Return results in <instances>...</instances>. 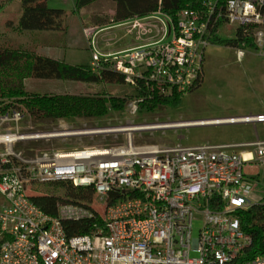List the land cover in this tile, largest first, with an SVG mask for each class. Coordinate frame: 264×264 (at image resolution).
Returning <instances> with one entry per match:
<instances>
[{
  "label": "built area",
  "instance_id": "2783aa9c",
  "mask_svg": "<svg viewBox=\"0 0 264 264\" xmlns=\"http://www.w3.org/2000/svg\"><path fill=\"white\" fill-rule=\"evenodd\" d=\"M220 20L235 29L251 24L254 48L264 56V0H205L200 8L180 9L169 28L163 24V35L172 34L169 40L115 52L92 48L90 64L121 72L130 85L151 78L189 91L203 79L205 47L213 43L209 36ZM234 48L242 59L245 46ZM126 108L136 112L137 100L130 99ZM25 113H0V264H264V253L247 257L250 235L241 228L240 211L262 199L258 179L245 173L246 159L236 149L254 146L252 155L264 164V139L161 147L135 144L131 131L138 125H120L83 130L124 128L126 139L119 143L26 156L14 150L17 141L57 132L20 131ZM222 120L264 122V112ZM57 184L92 186L99 208L65 199L52 214L32 200L35 186ZM83 215L97 218L91 230L68 234L63 219Z\"/></svg>",
  "mask_w": 264,
  "mask_h": 264
},
{
  "label": "rangeland",
  "instance_id": "374dc122",
  "mask_svg": "<svg viewBox=\"0 0 264 264\" xmlns=\"http://www.w3.org/2000/svg\"><path fill=\"white\" fill-rule=\"evenodd\" d=\"M75 1L49 0L46 8H16L6 16V9H3L1 17H5L1 22L8 26L5 34L12 38H20L22 35L23 40L31 41L37 31H42L51 40L49 44H37V50L70 63L90 62L92 48L113 52L160 38L169 40L172 35H163V24L168 28L170 23L162 13L161 16L151 13L112 21L115 8L113 0H94L81 8H76ZM99 16L102 23L94 24ZM90 25H98L100 28L86 31L85 28ZM234 30V26L229 27L227 23L220 27L225 37L232 36ZM245 49V55L239 60L236 49L231 45L219 42L206 45L203 79L196 87L184 92L178 104H165L151 111L137 110L134 113L129 112L125 106L122 110L110 109L107 114L98 117L74 116L41 121H34L26 112L20 131H56L57 135L21 139L13 148L28 156L50 148L119 143L126 139L128 131L124 128L93 132L83 130L135 124L138 127L131 131L135 144L148 143L165 147L264 139V122L253 124L222 120L223 117L264 111V56L259 55L253 47L247 46ZM25 84L29 89L54 92L94 93L105 89L112 94H124L133 90V86L126 82L93 83L63 78H27ZM199 119L212 121L192 122ZM179 121L191 122L176 125ZM150 124L155 125L139 128ZM64 128L82 131L58 133ZM0 147L3 145L0 144ZM243 148L246 152V156L242 153L246 159L244 171L258 179L256 191L264 202V164L252 155L254 146ZM67 185H40L32 191L57 198L59 207H62L66 203L62 192ZM3 202L4 198L0 195V204ZM88 203L99 208L95 195ZM197 224L198 220H195Z\"/></svg>",
  "mask_w": 264,
  "mask_h": 264
},
{
  "label": "trees",
  "instance_id": "16d2710c",
  "mask_svg": "<svg viewBox=\"0 0 264 264\" xmlns=\"http://www.w3.org/2000/svg\"><path fill=\"white\" fill-rule=\"evenodd\" d=\"M94 0H76V8H81ZM114 13L111 20L120 21L132 16H143L156 11L162 13L171 22L175 21L177 13L184 7L200 8L205 0H113ZM49 0H0V113L20 109L27 112L34 121L44 119L55 120L64 117L86 116L98 117L108 113L110 109H124L130 99H136L137 110L151 111L165 104H178L183 91L176 87H168L154 81L146 83V79H138L133 90L124 94H112L98 90L94 93L54 92L29 89L25 84L27 78H63L93 83L125 82L124 75L107 66L93 69L90 62L70 63L62 58L41 53L37 44H49L51 38L42 31L34 34L33 40H23L5 34L8 26L1 20L14 9L46 8ZM4 7V8H2ZM3 9L5 16L1 17ZM110 18V17H109ZM99 16L94 24L101 22ZM223 20L213 25L214 31L209 38L213 43L226 45L255 47L254 30L251 24L236 27L232 36L221 34L219 25ZM42 42V43H40ZM148 78V77H147ZM151 86H153L151 88ZM36 188V187H35ZM62 194L67 200L75 202H91L94 196L92 186L68 184ZM32 200L45 211L57 214V198L49 195L33 193ZM97 220L92 215L66 217L63 219L68 234L90 231ZM240 225L250 235L247 257L256 253H264V202L254 203L249 208L240 211Z\"/></svg>",
  "mask_w": 264,
  "mask_h": 264
},
{
  "label": "crops",
  "instance_id": "0c3cea01",
  "mask_svg": "<svg viewBox=\"0 0 264 264\" xmlns=\"http://www.w3.org/2000/svg\"><path fill=\"white\" fill-rule=\"evenodd\" d=\"M154 14H156V15H158V16H161V14H160V12L159 11H156V12H153ZM151 14V13H150ZM163 15V14H162ZM134 17H137V16H132V17H129V18H134ZM167 18V17H166ZM168 19V18H167ZM169 20V19H168ZM135 22H137V19H135ZM134 22V23H135ZM138 23V22H137ZM134 25V24H133ZM135 26V25H134ZM167 27V26H166ZM98 28H100V26H98V25H90V26H87L85 29H86V31L87 30H94V29H98ZM169 28V27H168ZM154 41V40H153ZM138 45H142V44H136V45H133V46H138ZM133 46H130V47H133ZM126 48H129V47H126ZM123 49H125V48H123ZM120 50H122V49H120ZM119 51V50H118ZM102 52H104V51H102ZM105 52H109V51H105ZM113 52H115V51H113ZM260 112H264V111H260ZM260 112H257V113H260ZM247 114H250V113H247ZM239 116H241V115H239ZM229 117H231V116H229ZM223 118H227V117H223ZM222 121V120H221ZM240 122H244V121H240ZM261 121H250V122H244V123H253V124H256V123H260ZM243 141H252V140H240V141H219V142H217V143H227V142H243ZM243 147H247V146H238V147H236V149L238 150V151H240V152H242V153H244V155L246 154V152H245V150H244V148ZM246 156V155H245Z\"/></svg>",
  "mask_w": 264,
  "mask_h": 264
},
{
  "label": "bare ground",
  "instance_id": "6f19581e",
  "mask_svg": "<svg viewBox=\"0 0 264 264\" xmlns=\"http://www.w3.org/2000/svg\"><path fill=\"white\" fill-rule=\"evenodd\" d=\"M212 120H208V119H199L198 123H203V122H209ZM181 125V124H179ZM128 129V128H127ZM1 138V137H0ZM7 141H11L12 140V136H8L7 138H5Z\"/></svg>",
  "mask_w": 264,
  "mask_h": 264
},
{
  "label": "water",
  "instance_id": "95a60500",
  "mask_svg": "<svg viewBox=\"0 0 264 264\" xmlns=\"http://www.w3.org/2000/svg\"><path fill=\"white\" fill-rule=\"evenodd\" d=\"M203 123H206V122H203Z\"/></svg>",
  "mask_w": 264,
  "mask_h": 264
}]
</instances>
